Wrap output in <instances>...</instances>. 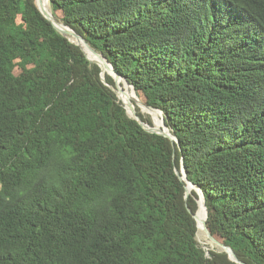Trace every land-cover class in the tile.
I'll use <instances>...</instances> for the list:
<instances>
[{
  "label": "trees",
  "instance_id": "obj_1",
  "mask_svg": "<svg viewBox=\"0 0 264 264\" xmlns=\"http://www.w3.org/2000/svg\"><path fill=\"white\" fill-rule=\"evenodd\" d=\"M49 2L178 143L35 0H0V264H239L199 243L182 165L213 236L264 264V0Z\"/></svg>",
  "mask_w": 264,
  "mask_h": 264
},
{
  "label": "water",
  "instance_id": "obj_2",
  "mask_svg": "<svg viewBox=\"0 0 264 264\" xmlns=\"http://www.w3.org/2000/svg\"><path fill=\"white\" fill-rule=\"evenodd\" d=\"M35 3L37 5L39 11L42 13V15L48 21L51 22V24L53 25V27L55 28V30L57 32H59L64 37L68 38L72 43L78 45L82 49V51L85 53L87 59L91 63L97 64L98 66H100V68H101V78H102V81L105 84H106V79H105L106 74L111 75V76L114 77L116 87H111V88H113V90L117 94L119 100L122 101V103L124 105V108L126 109L127 114H128V116L130 118H132L133 120L137 121L139 123V125L146 132L169 138L173 142V144L174 143H178L177 138L171 133L170 129L166 126L165 120H164V115H163V112L161 110L155 109V108H152L150 106H147V105L143 104L139 100L135 88L127 81V79L125 77L121 76L118 72H116V70L114 69L113 65L108 61V59L104 55L100 54L95 49H93L89 45V43L82 36L77 34L72 28H70L69 26L64 25L61 22H59L54 17L52 9H48L47 7H45V5L43 3V0H35ZM120 83H124L125 87L127 89H131L132 92L135 94V97L131 101L126 102L122 98L121 93H124L125 91H124V89L122 90V85ZM137 107L140 108V112L142 114L147 113L146 110H145L146 108L147 109H151L153 111H157L158 113H160L162 121L164 123V127H157L156 123H155V119H153V125H150L149 123L145 122L140 117L139 113L137 112ZM176 174L178 175L180 180L184 181L185 184H186V196H185L186 200H188V198L191 196L193 190L196 191L198 196H199V199H198V211L194 214V218L196 219L197 225H198V233L200 231H203L205 233V235L207 236L208 240L214 246L220 247L222 249L221 251L226 252L229 255V258L231 260H233V261H235V262H237L239 264H246V263H244V262L239 260V258L237 257L236 253L234 252V250L231 247L226 246V245L222 244L221 242H219L213 236V234L210 232V230L208 229V227H207L208 209H207V206H206V200H205L204 194L196 185H194L191 181L188 180L185 167L182 165L181 171L176 169ZM202 207L205 210L206 218L202 219V224H201V218L199 216V212H200ZM189 211H190V213H192L191 209H189Z\"/></svg>",
  "mask_w": 264,
  "mask_h": 264
},
{
  "label": "rangeland",
  "instance_id": "obj_3",
  "mask_svg": "<svg viewBox=\"0 0 264 264\" xmlns=\"http://www.w3.org/2000/svg\"><path fill=\"white\" fill-rule=\"evenodd\" d=\"M6 1H12V0H6ZM49 3H50V2H49ZM50 9H51V6H50ZM59 22H60V21H59ZM61 23H62V22H61ZM120 84L122 85V90L124 89V91H125L127 88L125 87L124 83H120ZM131 91H132V90H131ZM128 93H130V91H125V94H121V96L125 98V97L127 96ZM137 96H138V95H137ZM138 98H139V97H138ZM126 100H127V101H131L132 98L127 97ZM139 100L142 101V103H143V100H141V98H139ZM143 104H145V103H143ZM145 105H146V104H145ZM146 112H147V111H146ZM144 115L147 116V117H150L152 120L155 119V118H153L154 116H153L151 113H149V112L144 113ZM158 117L161 118L160 113H158ZM197 239H198L199 243H200L202 246H204L206 249H207V247H209V248H214V247H215V248H217L218 250H222L220 247L214 246V245L208 240L207 236L205 235V233H204L203 231H201V232L198 233V237H197Z\"/></svg>",
  "mask_w": 264,
  "mask_h": 264
},
{
  "label": "bare ground",
  "instance_id": "obj_4",
  "mask_svg": "<svg viewBox=\"0 0 264 264\" xmlns=\"http://www.w3.org/2000/svg\"><path fill=\"white\" fill-rule=\"evenodd\" d=\"M43 3L45 5V7H47L48 9H50V3L49 0H43ZM126 91H130V93L127 94V97L129 98H134L135 94L131 91V89H126ZM126 102H128L124 97H122ZM147 112L151 113L154 118H155V123L157 127H164V123L162 122L161 118L158 117V112L157 111H153L151 109H145ZM199 216L201 218V224H202V219L206 218V214H205V210L202 207L200 212H199ZM201 232V231H200Z\"/></svg>",
  "mask_w": 264,
  "mask_h": 264
}]
</instances>
